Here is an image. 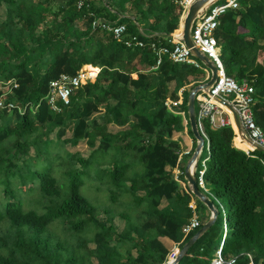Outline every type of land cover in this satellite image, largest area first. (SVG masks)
<instances>
[{
	"label": "trees",
	"instance_id": "16d2710c",
	"mask_svg": "<svg viewBox=\"0 0 264 264\" xmlns=\"http://www.w3.org/2000/svg\"><path fill=\"white\" fill-rule=\"evenodd\" d=\"M1 2L5 14H0V79L9 82L2 84L0 94L6 92L3 97L14 107L0 108V165L11 172L24 166L37 156L44 141L55 144L48 136L52 131L57 128L60 138L70 127L69 140L78 147L82 143L93 147L99 136L92 154L114 145L121 155L125 151L138 155L145 168L139 172L137 165L119 160L110 166L120 228L98 217L79 192L78 175L71 176L65 198L51 205V199L61 197L56 179L48 171H38L39 199L41 204L49 199V204H44V211L24 209L22 202L11 199L2 204L5 232L0 231V264H84V259L87 264H161L202 224L187 234L181 231L193 209L200 219L206 209L186 185L184 173L177 179L174 172L176 167L184 172L178 140L183 127L180 111L187 109L189 90L205 82L210 71L166 56L157 64L148 44L170 46L165 36L178 29L182 5L173 0ZM98 18L125 24L124 36L114 38L111 31L93 27ZM214 34L226 74L253 86L252 116L264 132V0H239L237 8H227ZM131 36L143 44L125 46L123 41ZM83 64L101 66L99 77L75 88L71 102L59 112L52 111L44 98L48 81L63 72L73 74ZM168 99L180 101L169 107ZM9 113L13 119L6 116ZM184 116L195 146L186 112ZM200 122L207 142L205 183L212 200L222 202L228 211L214 218L176 264H210L222 238L223 220L227 231L222 256L238 255L234 264L250 260L264 264V153L250 148L247 154L235 147L230 124L214 126L208 118ZM30 145L36 149L33 156H27ZM65 152L83 166L92 157L80 155V149ZM20 159L21 164L14 162ZM54 221L64 225L65 233L76 235V248L63 246L50 233ZM82 232L93 233L84 238ZM87 240L95 246L88 248Z\"/></svg>",
	"mask_w": 264,
	"mask_h": 264
},
{
	"label": "built area",
	"instance_id": "2783aa9c",
	"mask_svg": "<svg viewBox=\"0 0 264 264\" xmlns=\"http://www.w3.org/2000/svg\"><path fill=\"white\" fill-rule=\"evenodd\" d=\"M173 1L179 2L183 7L188 4L187 0ZM238 1L239 0L209 1L208 4L204 6V9L194 17L190 28L189 37L192 45H194L195 48H197L202 54L206 55L207 58L210 59V61L217 68L216 76L208 87L207 92L200 91L196 94L195 101L197 103V109L195 111V117L197 118L198 126L201 127L200 120L203 118H208L214 126L230 124L235 133V147L248 154L249 149L252 147L248 146L247 148H240L235 143L236 139L238 140L239 144H243L247 143L245 141V137H248L254 143L264 148V132L262 128L255 122L251 111V106L254 102V88L247 80L238 82L230 75L226 74L223 61L220 57V46L217 44L214 34V30L219 23L220 15L227 8H237ZM92 25L93 27L101 26L108 31H111L114 38L124 36L126 31V26L125 24H122V22L112 23L110 21L101 20V18L94 19ZM181 36V31L178 28L177 30L173 31L171 35L165 36V40L170 46L166 44H157L155 41H150L148 43L156 55V63L160 64L163 60V57L166 56L172 61L188 62L193 64L195 67H203L204 64L195 58L191 47L184 44ZM123 43L125 46L131 47L136 45L141 46L143 41L138 39L136 36H131L129 39L124 40ZM90 72L91 70L84 71L81 66L73 74H67L63 72L56 78L49 80L48 90L44 98L48 101L50 109L54 112H59L64 105H68L71 102V94L73 90L83 83L85 84L86 82L91 81L89 80L92 75ZM6 82L9 81L0 79V87H2V84ZM11 84L16 86L14 83ZM5 93L6 92L0 94V108L8 106L12 109L14 104L11 101L5 100L3 97V94ZM218 97L221 98V100H219ZM179 101L180 99H177L176 101H171L168 99L165 101V104L170 107L171 104L177 103ZM226 102H229L233 106V110L239 119L241 130L236 127ZM188 151L189 150H182V153H188ZM205 166V160H203L200 168H198V163L194 168L196 178L195 184L198 189L205 192L209 197H212V193L208 189L204 179ZM181 173L184 172L176 167L174 177L179 179V174ZM196 173H198L197 176ZM184 179L186 180V185L190 189L185 173ZM190 205L193 206V201L190 203ZM200 224V218L193 209L192 215L181 225L180 228L183 234H187L191 230L197 229ZM222 227V238L209 261L210 264H234V260L238 256H222V245L227 231L225 220L222 222ZM176 249L177 246L172 249L171 253L166 256V259L161 264H167L170 255L174 254ZM249 264L255 263L250 260Z\"/></svg>",
	"mask_w": 264,
	"mask_h": 264
},
{
	"label": "rangeland",
	"instance_id": "374dc122",
	"mask_svg": "<svg viewBox=\"0 0 264 264\" xmlns=\"http://www.w3.org/2000/svg\"><path fill=\"white\" fill-rule=\"evenodd\" d=\"M184 9L185 7L182 6ZM5 3H0V14L3 16L5 14ZM179 27V26H178ZM95 69H92V68ZM82 68L84 71L91 70L90 82L94 81L100 75L101 66H93L92 64H83ZM36 74V73H34ZM131 77H135V74H131ZM197 108V104H196ZM185 110L181 111L182 115V128H186V118ZM100 113H95L93 116H97ZM7 117L11 116V113L6 115ZM181 128V129H182ZM57 129V128H56ZM56 129L52 131L48 136L53 140L51 145L48 141H44L37 149V156L28 159L25 162L24 166L17 165L14 170L6 171L4 168V163L0 165V208L2 204L7 200L11 199L13 202H22L24 209H29V207H36L39 211H44V204H49L47 200H43L41 204V199H39V193L37 188V172L38 171H48L51 176L56 179V183L59 187L61 197L51 199V205L55 203H60L65 198V193L68 189V182L71 179V176L78 175L81 179L79 184V192L84 195L87 201L96 209L98 217H101V220L110 222L114 228V224L117 228L122 226V217L120 215L115 216V207H117V202H115V192L114 184L111 182V164L115 161L131 162L137 165L139 172L144 170V164L140 160L139 156L133 153L132 151H125L122 155L118 148L114 145H110L106 149H101L95 151L93 154L91 151L99 143L100 137L95 138L93 147L87 148L84 143L77 146L73 144L69 138L71 136L70 127L65 131V134L60 138L56 136ZM183 130V129H182ZM15 134V133H14ZM6 144L10 143L9 140L4 141ZM3 142V143H4ZM207 142L203 143L199 152L198 165L200 166L202 161L207 157ZM80 149V155L87 157L92 156L85 163V166L80 164L78 160H75L74 163L71 157H68L67 151H75ZM193 149V146H192ZM183 150H189L188 148ZM36 149L33 145L28 147L27 156H33ZM91 153V154H90ZM25 156H22V159ZM18 164L22 163V160H14ZM83 166V167H82ZM211 198V196H210ZM212 199V198H211ZM216 208L218 209V215L220 218L224 217L226 214L227 206L217 199H213ZM118 208V207H117ZM105 218H109L105 220ZM63 224L54 221L49 227L48 230L51 234H54L58 240L61 241L63 246L71 248L72 246L76 248L77 238L76 235H71L65 233L63 230ZM5 220L0 218V231L5 232ZM93 232L80 233L81 237L89 238L92 236ZM112 242L115 240L112 239ZM86 246L88 248H93L95 246L94 242L87 240ZM179 247H177L178 249ZM82 248H79L81 250ZM176 252V250H175ZM89 261L92 263L96 262L94 257H90ZM84 264H87V260L84 259Z\"/></svg>",
	"mask_w": 264,
	"mask_h": 264
},
{
	"label": "water",
	"instance_id": "95a60500",
	"mask_svg": "<svg viewBox=\"0 0 264 264\" xmlns=\"http://www.w3.org/2000/svg\"><path fill=\"white\" fill-rule=\"evenodd\" d=\"M211 0H190L186 7L183 9L180 19H179V29L181 31V38L185 45L190 46L191 50L195 56L201 63L204 64V66L210 71L208 79L200 83L198 85H194L188 92L187 95V109H186V116L190 123V129L192 131V134L196 140V145L193 147L191 151V156L185 166L184 172L185 176L188 179V184L190 186V190L193 192L194 196L198 198L200 201H202L208 209L211 211V214L208 219H206L200 227L196 230L195 233H193L183 244L181 247L176 249V252L174 254L170 255L169 260L167 261V264H176L179 258L184 255V253L187 251V249L195 243V241L209 228V226L212 224L214 218L218 215V209L213 206L212 201L203 195L198 188L196 187V178H195V171L194 168L197 166L198 160H199V152L201 149V146H203L204 143V137L200 131V127L198 126L197 118L195 117V98L196 94L200 91L207 92L208 87L213 82L217 68L216 66L210 61V59L207 58L206 55L202 54L197 48H195L194 45H192L190 40V28L193 22L194 17L201 12L204 9V6L208 4V2ZM219 98V97H218ZM221 100V98H219ZM226 105L229 108L230 115L233 118V121L236 125V127L241 130L239 119L236 116L235 111L233 110V106L226 102ZM245 141L250 143V146L252 148L258 149L264 153V148H262L260 145L254 143L250 138L245 137Z\"/></svg>",
	"mask_w": 264,
	"mask_h": 264
},
{
	"label": "crops",
	"instance_id": "0c3cea01",
	"mask_svg": "<svg viewBox=\"0 0 264 264\" xmlns=\"http://www.w3.org/2000/svg\"><path fill=\"white\" fill-rule=\"evenodd\" d=\"M181 16V15H180ZM180 19V18H179ZM179 28V27H178ZM156 30L153 31V33H155ZM152 33V32H151ZM164 38V37H163ZM134 74V73H133ZM183 129V130H182ZM182 129H179L178 130V140H179V149L180 151L182 152L183 148L185 149H189L190 150V153L192 151V146L193 145V140H192V137L191 135L189 134L188 130L186 128H182ZM191 154H188V153H182L181 155V159H180V166H184V169H185V166L190 158ZM185 173V172H184ZM203 195H205L206 197H208L212 203H213V206H215L214 204V201L203 191H201L200 189H198ZM204 204V203H203ZM205 205V204H204ZM206 206V205H205ZM203 216H201V222L203 223L207 218H209L210 214H211V211L208 209V207L206 206V209H203V212H202Z\"/></svg>",
	"mask_w": 264,
	"mask_h": 264
},
{
	"label": "bare ground",
	"instance_id": "6f19581e",
	"mask_svg": "<svg viewBox=\"0 0 264 264\" xmlns=\"http://www.w3.org/2000/svg\"><path fill=\"white\" fill-rule=\"evenodd\" d=\"M189 1H190V0H187V3H188ZM185 7H186V5H185ZM235 143H236V145H238V147H240V148H247L248 146H250V143H249V142H247V143H243V144H239V142H238L237 139L235 140Z\"/></svg>",
	"mask_w": 264,
	"mask_h": 264
}]
</instances>
